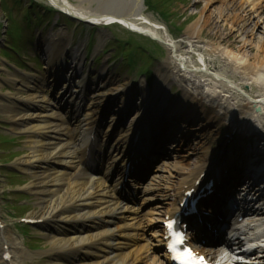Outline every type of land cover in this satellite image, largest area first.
Here are the masks:
<instances>
[{
    "label": "bare ground",
    "instance_id": "obj_1",
    "mask_svg": "<svg viewBox=\"0 0 264 264\" xmlns=\"http://www.w3.org/2000/svg\"><path fill=\"white\" fill-rule=\"evenodd\" d=\"M48 1L55 8L76 16L78 23L86 24V32L96 27L120 24L133 33H140L141 37L159 38L166 46L167 57L157 69L154 95L144 80L137 78L130 91L125 92L127 83L116 79L113 74L108 75V64L102 70L93 68L88 71L86 66L89 64L88 67L92 68L93 64L88 52L85 53L86 42H74L75 38L67 26L39 34L42 36L38 37L36 50L43 55L44 71L11 70L5 66L6 61L0 59V118L26 140L27 153L14 162V167L29 174L25 189L35 196L37 208L27 218L37 220L45 228L42 230L47 233L45 238L50 245L45 251L50 256L46 264H67L69 259L76 260V264H165L164 258L152 251L149 245L143 244L139 248L133 244L129 237L135 234L129 228L135 219L145 220L156 211L174 213L180 203L178 197L186 188L197 186L210 157L214 156L210 144L205 149L202 145L216 135H200L204 130H195L196 135H189L191 139L199 137L194 150L197 157L188 158L181 153L172 163L170 177L164 185L169 196L160 209L143 211L139 206H129L116 191L121 183L117 179L110 182L109 175L115 173L118 165L126 163L131 154L143 163L165 148L167 142L184 141L188 136L174 120L186 113L187 122L200 124L205 121L214 127L219 124L220 128L229 123L238 135L230 144L228 140V153L240 158V163L230 165L231 161L224 160L216 174L219 176L215 190L227 184L221 197H216L217 208L237 178L250 175L262 181L259 177H264V170L261 171L263 176L257 174L251 164L262 161L258 167H264V0H195L202 2V8L184 32L181 40L186 39V44L178 43L168 33L164 36L158 34L162 30L160 24L145 16V0ZM132 6H137V9L129 12L128 8ZM2 14L0 6V24ZM224 22L238 33V45L230 41L232 35L228 34L220 36L226 42L220 38L215 42L211 40L204 43L203 49L220 56L219 69L239 82L238 86L228 89L219 82L214 84L213 80L206 86L198 79L195 71H212L211 61L204 55H201L200 62L205 68L194 70L189 65L190 51L203 40V30L207 26L219 30L220 23ZM257 28H260L257 30L260 34L253 38ZM97 35L100 47L102 39L108 35L102 30H97ZM214 35L219 36L217 31ZM77 43L81 45L77 46ZM62 66H67L66 70L76 75L77 80L66 79L60 85ZM130 75L128 73L124 78ZM175 81L182 96L173 99L171 87ZM5 84L10 85L6 91L3 90ZM235 87H238L237 91ZM122 91L125 96L120 100L118 97ZM65 92L72 94L74 103H67ZM162 96L161 101L159 98ZM107 105L111 109L108 112L111 121L101 131ZM66 115L74 120L69 123ZM146 119V130L136 140ZM178 133L185 136L180 137ZM100 137L102 146L95 151L104 167L92 176L80 165L85 159L90 160L88 147L90 143L99 142ZM253 138L256 144L252 148L246 141ZM174 142L171 145H179ZM226 173H229L230 183L225 180ZM254 173L256 177L252 175ZM118 176L120 178L121 174ZM178 190L180 194L177 196ZM149 191L155 189L143 190ZM136 209L139 212L136 217L125 214V211ZM204 233L205 237L213 238V234ZM258 248V251L248 254L245 264H264V242ZM33 259L34 254L15 236L11 225L0 222V264H32Z\"/></svg>",
    "mask_w": 264,
    "mask_h": 264
},
{
    "label": "rangeland",
    "instance_id": "obj_2",
    "mask_svg": "<svg viewBox=\"0 0 264 264\" xmlns=\"http://www.w3.org/2000/svg\"><path fill=\"white\" fill-rule=\"evenodd\" d=\"M74 1L77 2V0ZM144 5L145 16L149 17L152 22L160 24L159 26H161L162 29L158 31L160 36H164L168 33L178 43L181 42L184 44L187 43L186 39L181 40L184 32L187 26L197 17L199 9L201 10L202 8V2L195 0H145ZM0 6L3 10V18L0 24V59L6 61L5 66L11 70L17 68L16 70L33 72L34 69L32 68H35L36 70L42 71L44 64L40 63L39 59H37L39 55L35 52L34 44L37 40L38 30L43 29V34L49 33L48 29L53 25L52 23L59 19L57 13L50 11L52 5L48 0H0ZM28 8L31 10V16L29 17L26 15V13H28ZM32 16H34V18ZM64 26H67L74 34V42L81 41V43H83V41H88L86 53L88 52L89 56L93 55L96 52V47H98L95 54L96 57L94 56L97 60L95 66L97 68L101 67L102 69L108 64L109 70L106 72H109V75L113 74L116 79L123 80L122 82L125 84L127 83L126 85L130 84L132 79L142 78L148 65V68H151V72L149 70L150 73L148 74L149 81H152L151 84H153L155 75L153 73L155 72L154 70L157 69L159 64L167 57L166 46L162 42L151 40V37H141L139 36L140 34L133 33L119 24L106 26L105 33L107 32L108 36L102 39L100 47L96 32L98 27L89 29L86 32L87 28H85V25L76 23L74 20L72 21L65 18L64 15H61L57 28L60 29ZM213 28L207 26L203 30V40L198 42L195 47H192L190 51L191 57L189 58V65L193 67L194 70H196V68H205L200 62L201 55H204L206 59L211 61L210 67L212 71H195L199 80L203 81L206 86L211 85L210 83L213 81L214 84L219 82L225 85L224 87L227 89L229 87H234V85L238 86L239 82L236 79L232 78L228 73L224 72V70L221 71L219 69L220 63L218 61L220 56L214 53L209 54L208 51L203 49V46L204 43L207 44L211 40L214 41L215 39H219L221 35L224 36L228 34L232 35L230 41L232 40L235 45H238L236 39L239 40V35H236L238 33L234 30L232 31L225 22L220 23L219 30H213ZM257 30L260 31V28L254 30L253 38H257L260 34ZM216 31L219 36L214 35ZM221 41L226 42V40L223 41V39H221ZM81 43H77L76 45L79 46ZM130 55L135 56L131 57ZM130 61H137V63L135 62L134 64L133 62L130 65ZM102 63H104V65L100 66ZM131 66L134 70L130 68ZM132 72L135 73L132 74ZM128 73H131L130 77L124 78ZM207 78H209V80ZM173 84L174 86L171 85L172 98L176 99L182 96V91L176 81L173 82ZM179 84L181 85L180 82ZM9 86V84H5L3 90L6 91ZM237 88L235 91H237ZM252 88L253 87H248V89ZM46 93L48 94V90ZM236 93L241 95V93ZM110 110L111 109H109V111ZM182 117L174 121H177L178 124L183 126V131L187 136L191 135L192 137L196 135L195 130H204L203 133H199L200 135L203 134L207 136L210 133L214 134V137L216 135V139H210L209 143L207 141L202 145L203 149H205V146L208 144L211 145L212 150L215 152H222L229 147L227 139L229 138L228 135L233 131V127L229 124L221 128L218 124L215 127L218 126L219 128L215 129L214 126H210L205 121L200 124L196 121L187 122V114ZM203 120H205V118H203ZM108 121L109 119L106 118L105 122L107 123ZM16 132L12 129L10 124L0 118V217L1 221L11 225L13 232H15L24 243L23 245L31 250V252H34V259L30 263L46 264L50 259V256L44 253L50 246L45 238L47 233L28 223H24L25 225H21L22 223L18 224L20 218L26 219L27 215L37 207L35 196L25 189L29 174L25 173L23 170L17 169L13 165L17 159L23 157L25 153H27L25 137ZM184 136L185 135H183V137ZM198 138L199 137H195L191 141L190 136L188 137L187 142H190L189 146L183 150L188 158L195 159L197 157L194 150L198 146ZM12 139H15L14 142H11ZM176 159L177 158H174L165 162L172 164ZM168 168H172V166L169 165L167 169L166 166H164V172L158 173L163 175V177H167L169 174ZM75 262L76 260L69 259L67 264H76Z\"/></svg>",
    "mask_w": 264,
    "mask_h": 264
},
{
    "label": "snow or ice",
    "instance_id": "obj_3",
    "mask_svg": "<svg viewBox=\"0 0 264 264\" xmlns=\"http://www.w3.org/2000/svg\"><path fill=\"white\" fill-rule=\"evenodd\" d=\"M174 227V226H172ZM178 243H183V237L178 236ZM173 251H176V245H173ZM177 259L181 260V264H195L196 259H200V264H203L202 258H197L195 253L191 249H187L181 256H178Z\"/></svg>",
    "mask_w": 264,
    "mask_h": 264
},
{
    "label": "water",
    "instance_id": "obj_4",
    "mask_svg": "<svg viewBox=\"0 0 264 264\" xmlns=\"http://www.w3.org/2000/svg\"><path fill=\"white\" fill-rule=\"evenodd\" d=\"M128 9H129V12H132L134 9L135 10L137 9V6H132V7H129ZM128 16H130V15H128ZM128 16H126V17H128Z\"/></svg>",
    "mask_w": 264,
    "mask_h": 264
}]
</instances>
